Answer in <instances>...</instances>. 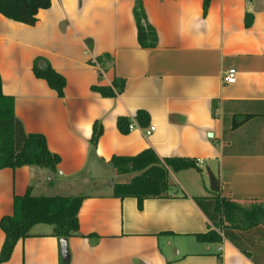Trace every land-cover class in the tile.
Here are the masks:
<instances>
[{"label": "crops", "instance_id": "1", "mask_svg": "<svg viewBox=\"0 0 264 264\" xmlns=\"http://www.w3.org/2000/svg\"><path fill=\"white\" fill-rule=\"evenodd\" d=\"M138 4L153 46L138 43ZM36 58L65 78L61 97L35 76ZM229 68L233 83L224 81ZM0 76L25 132L42 133L60 156L55 171L0 170V219L28 190L82 197L78 230L66 238L69 264H253L225 237L196 239L214 226L194 198L212 196L197 176L208 168L221 195L264 201V0H51L33 25L0 14ZM116 79L125 86L114 97L91 88ZM137 110L148 113L146 127ZM120 116L132 120L126 134ZM149 147L161 158H195L201 170H170L168 196L138 208L135 197L113 195L136 173H118L110 159ZM3 240L0 228V248ZM0 264H62L54 226L34 224Z\"/></svg>", "mask_w": 264, "mask_h": 264}, {"label": "trees", "instance_id": "2", "mask_svg": "<svg viewBox=\"0 0 264 264\" xmlns=\"http://www.w3.org/2000/svg\"><path fill=\"white\" fill-rule=\"evenodd\" d=\"M51 0H0V14L14 21L33 25L37 21L39 10L47 9ZM137 28V40L140 46L154 45V29L143 24L144 13L141 5L134 9ZM33 72L37 78L44 79L59 97L63 95L65 78L55 71L49 63L41 64L36 58ZM125 86L123 79L114 80L111 85L92 86V90L103 97H114L120 94ZM134 120L141 127L149 124V115L145 110H137ZM132 120L120 116L117 128L123 134L130 131ZM236 125H240L238 122ZM102 134V126L94 122L91 143L96 144ZM60 156L51 152L42 133L25 132L22 122L14 112V98L2 91L0 76V170L17 168L24 165H35L56 170ZM112 165L118 173H136L128 182L115 183V197H135L138 208L143 201L151 197L168 196L172 184L168 173L193 168L201 170L198 160L190 157H159L152 148L132 156H112ZM211 197H197L194 201L213 224L207 232L196 234L201 242H220L223 236L228 239L253 264H264V201H253L240 204L231 198L221 195L220 181L208 168L206 169ZM82 197L34 196L28 190L22 196L13 199V211L0 219V228L4 240L0 248V263L7 261L18 240L29 235V229L36 223L54 226V236L58 239L68 238L78 230V211Z\"/></svg>", "mask_w": 264, "mask_h": 264}, {"label": "built area", "instance_id": "3", "mask_svg": "<svg viewBox=\"0 0 264 264\" xmlns=\"http://www.w3.org/2000/svg\"><path fill=\"white\" fill-rule=\"evenodd\" d=\"M236 80V70L234 68H229L224 76V81L226 83H233ZM132 124L130 125V129H132ZM154 130V126H150L148 129L144 130L143 133L145 135H149L151 131ZM222 238H224L223 233L220 230H217Z\"/></svg>", "mask_w": 264, "mask_h": 264}, {"label": "water", "instance_id": "4", "mask_svg": "<svg viewBox=\"0 0 264 264\" xmlns=\"http://www.w3.org/2000/svg\"><path fill=\"white\" fill-rule=\"evenodd\" d=\"M59 249L62 264H69L68 244L66 238L62 237L59 239Z\"/></svg>", "mask_w": 264, "mask_h": 264}, {"label": "rangeland", "instance_id": "5", "mask_svg": "<svg viewBox=\"0 0 264 264\" xmlns=\"http://www.w3.org/2000/svg\"><path fill=\"white\" fill-rule=\"evenodd\" d=\"M197 176H199L198 178H200L199 181L202 184L204 183L205 186H206V188L208 189V177H207V171H206V169H203V171L201 173H198Z\"/></svg>", "mask_w": 264, "mask_h": 264}]
</instances>
